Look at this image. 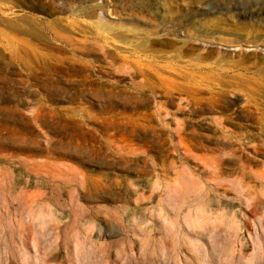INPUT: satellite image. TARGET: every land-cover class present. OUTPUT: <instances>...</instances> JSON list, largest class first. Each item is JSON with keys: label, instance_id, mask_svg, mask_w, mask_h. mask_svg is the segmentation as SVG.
Returning <instances> with one entry per match:
<instances>
[{"label": "rangeland", "instance_id": "374dc122", "mask_svg": "<svg viewBox=\"0 0 264 264\" xmlns=\"http://www.w3.org/2000/svg\"><path fill=\"white\" fill-rule=\"evenodd\" d=\"M262 59L264 0H0V264H264Z\"/></svg>", "mask_w": 264, "mask_h": 264}, {"label": "bare ground", "instance_id": "6f19581e", "mask_svg": "<svg viewBox=\"0 0 264 264\" xmlns=\"http://www.w3.org/2000/svg\"><path fill=\"white\" fill-rule=\"evenodd\" d=\"M207 8V7H206ZM255 15V14H254ZM248 16V15H247ZM256 19V18H255ZM262 19V18H261ZM102 28H104L105 30H107L108 28L107 27H105V26H101ZM253 58H255V57H253ZM258 58V57H257ZM242 59V58H241ZM244 62H247V61H243V59H242V61H241V63L242 64H244ZM251 64H253L254 66H259V67H264V59H262V61H256V62H253V63H251ZM226 79V81H224V82H222V81H218V79H217V81L215 80V79H213V78H211V79H208V81H207V84L208 85H210V86H215V85H218V84H222L223 85V87H226L225 89H227L228 91H227V93L225 94L226 95V98H227V100L228 101H231V99H230V97H229V95L230 94H233L234 95V97H236V100L237 101H239V100H241L242 99V95H238V94H236L235 92H239V93H244V92H247V91H244V87H246L247 89H251V87L253 86V88H259V87H261V86H263L264 87V70L261 72V74H260V76H259V78H256V80L253 82V83H250V80L249 81H245V78H241V76H239V75H235L234 74V76H232V77H225ZM243 79V80H242ZM222 80V79H221ZM206 81V80H205ZM252 82V81H251ZM189 83V82H188ZM195 83H197V82H194V84ZM206 83V82H205ZM192 84V83H191ZM191 84H180V85H178V87L179 88H177L178 90L177 91H179V93L181 94L182 93V91L183 92H185V94H186V92L188 93V92H191V91H193L194 90V88H192V86H190ZM198 84H201L200 82L198 83ZM220 84V85H221ZM249 86H248V85ZM204 86V85H203ZM218 87V86H217ZM180 89V90H179ZM182 89V90H181ZM191 89H193V90H191ZM196 89V88H195ZM213 89H214V87H213ZM198 90V89H197ZM195 92V91H194ZM184 94V93H183ZM184 94V95H185ZM195 94V93H194ZM173 95V94H172ZM189 96H190V93H189ZM188 96V97H189ZM244 96V95H243ZM175 97V96H174ZM191 98V97H190ZM191 100H193V101H195L194 100V98L193 99H190V101ZM192 101V102H193ZM212 101V100H211ZM210 102V101H209ZM213 102V101H212ZM210 105H211V103H209ZM195 105V104H194ZM213 105H214V103H213ZM225 105V104H224ZM227 105V104H226ZM199 107H200V105H199ZM201 108V107H200ZM229 108H230V105H229V103H228V105L225 107H222V108H220V107H218V106H213L212 107V105H211V109L209 110V111H207V112H201V114L202 115H209V117H211V116H216V117H219V119H221L226 125H229L230 127H233V128H238V127H240V125L241 124H239V123H237V122H235V121H233V119H234V117H233V119H232V115L234 114H230L229 113V111H231V110H229ZM233 108V107H232ZM237 113V112H236ZM237 115V114H236ZM240 115V114H239ZM240 119V118H239ZM238 119V120H239ZM242 120V119H241ZM243 126V125H242ZM247 127V126H246ZM5 130L7 131V135H6V137H9L10 135H11V133H14V131H12V130H9L7 127L5 128ZM110 130H112V131H114L115 133H116V135H120V136H122V134H123V130H124V128H123V124L122 123H120L119 122V120L118 119H113V122H110L109 124H106V125H104V131H106V132H109ZM80 134H82V135H86V136H88V133L87 132H85L83 129H81L80 130ZM195 134V133H194ZM195 135H201V134H195ZM6 139L7 138H0V163L1 162H3V163H5L6 165L5 166H2V167H0V189H1V191L2 192H4L5 193V196H6V194H7V192L8 191H10V189H12V175H11V173H12V171H11V167H10V165H11V163H18V164H22V163H25V162H29L28 160H24V161H22V160H19V159H16V158H14L13 156H9V155H4L3 154V150H4V148H6L7 147V145H8V142H12V143H15L14 141H17L16 139H14V138H10V140L7 142L6 141ZM17 142H19V144H22L23 142H21V141H17ZM15 146V145H14ZM17 146V145H16ZM18 147H21V148H26L27 146H23V145H18ZM59 147H61V148H65V149H68V150H73L75 153H79L80 151V153H79V155H81L82 154V148H80V146H76V145H74L73 143H68L67 144V146H63L62 144H60V146ZM27 149V148H26ZM34 159H37L36 157H34ZM49 163L47 162V161H43V162H38V161H32L31 163H29V166H30V168L32 169V170H35L36 171V175H39V172L43 169L42 167H45V166H47ZM9 165V166H8ZM13 174V173H12ZM18 175V174H17ZM14 179H16V178H14ZM19 184V183H18ZM17 185V184H16ZM27 190V189H26ZM1 192V193H2ZM22 192V191H21ZM30 193V192H29ZM35 193V192H34ZM26 194V193H25ZM32 193H30V195H31ZM36 194V193H35ZM20 195H22L21 193H20ZM39 195H41V194H39ZM27 196V195H26ZM37 196H38V194H37ZM33 197V196H32ZM27 198H29V197H27ZM17 199V198H16ZM25 199H26V197H25ZM35 199V198H34ZM51 199L53 200V201H57V190H56V187H54L53 188V190H52V197H51ZM33 200V199H32ZM17 201V200H16ZM29 202V201H28ZM31 202V201H30ZM32 203V202H31ZM26 205V204H25ZM28 205V204H27ZM27 205H26V208H27ZM30 205V204H29ZM58 257H59V253H58V250H57V248L55 247L54 249H53V251H52V253H50V255H48V261L50 262V263H54V264H56L57 263V260H58Z\"/></svg>", "mask_w": 264, "mask_h": 264}]
</instances>
